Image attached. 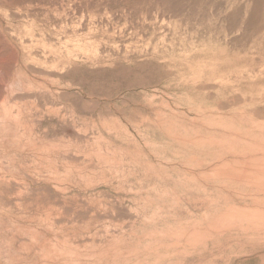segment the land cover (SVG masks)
<instances>
[{
	"label": "rangeland",
	"instance_id": "obj_1",
	"mask_svg": "<svg viewBox=\"0 0 264 264\" xmlns=\"http://www.w3.org/2000/svg\"><path fill=\"white\" fill-rule=\"evenodd\" d=\"M0 264H264V0H0Z\"/></svg>",
	"mask_w": 264,
	"mask_h": 264
}]
</instances>
